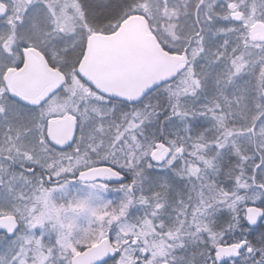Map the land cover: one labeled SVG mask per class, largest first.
<instances>
[{
  "label": "snow or ice",
  "instance_id": "snow-or-ice-1",
  "mask_svg": "<svg viewBox=\"0 0 264 264\" xmlns=\"http://www.w3.org/2000/svg\"><path fill=\"white\" fill-rule=\"evenodd\" d=\"M0 264H264V0H0Z\"/></svg>",
  "mask_w": 264,
  "mask_h": 264
}]
</instances>
